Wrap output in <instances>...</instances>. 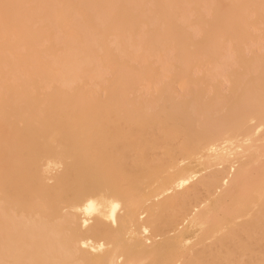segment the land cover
Here are the masks:
<instances>
[{
	"label": "bare ground",
	"instance_id": "1",
	"mask_svg": "<svg viewBox=\"0 0 264 264\" xmlns=\"http://www.w3.org/2000/svg\"><path fill=\"white\" fill-rule=\"evenodd\" d=\"M0 264H264V0H0Z\"/></svg>",
	"mask_w": 264,
	"mask_h": 264
},
{
	"label": "snow or ice",
	"instance_id": "2",
	"mask_svg": "<svg viewBox=\"0 0 264 264\" xmlns=\"http://www.w3.org/2000/svg\"><path fill=\"white\" fill-rule=\"evenodd\" d=\"M13 7H19V6H17V5H8V4L3 5V8H4V12H5V16L6 17H7V14H8V10L10 8H13Z\"/></svg>",
	"mask_w": 264,
	"mask_h": 264
}]
</instances>
